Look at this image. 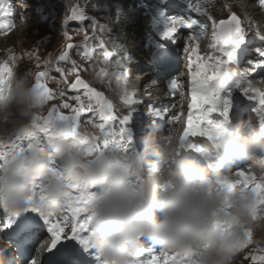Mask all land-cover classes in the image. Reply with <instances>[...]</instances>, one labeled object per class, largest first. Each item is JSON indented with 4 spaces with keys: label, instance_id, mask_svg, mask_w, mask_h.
Masks as SVG:
<instances>
[{
    "label": "clouds",
    "instance_id": "obj_1",
    "mask_svg": "<svg viewBox=\"0 0 264 264\" xmlns=\"http://www.w3.org/2000/svg\"><path fill=\"white\" fill-rule=\"evenodd\" d=\"M109 90L124 98L127 87ZM43 90L30 72L17 73L0 91V210L32 205L59 211L74 190L92 193L88 237L94 253L109 264H136L142 241L161 250L189 253V264H234L245 244L244 229L261 227L255 191H244L221 166L243 162L264 183V128L250 119L228 124L200 152L186 151L175 135H143L136 147L97 149L88 124L55 121L38 136L34 124L45 109ZM32 136L20 151L19 138ZM230 180V184L225 181ZM264 246V236L255 240Z\"/></svg>",
    "mask_w": 264,
    "mask_h": 264
},
{
    "label": "snow or ice",
    "instance_id": "obj_2",
    "mask_svg": "<svg viewBox=\"0 0 264 264\" xmlns=\"http://www.w3.org/2000/svg\"><path fill=\"white\" fill-rule=\"evenodd\" d=\"M158 18H160L159 11ZM156 14V13H153ZM202 15L207 16V19L211 20L212 17L207 15V13H202ZM71 20H79L83 21L86 19V16L83 12L78 13L75 8L72 10V15L70 16ZM164 23L158 26V31L161 39L170 42L171 44L177 43L176 34L178 28H188L191 29L194 24L197 22H189L187 24H181L175 19H170L168 17H163ZM93 26H96V22L92 21ZM5 25L0 24V28H4ZM207 25L201 21L199 23V28L201 29V35L203 34V30L206 29ZM213 34L212 39L213 43L210 47L215 51L220 53V55L209 56L207 60L197 64V72L194 76H190L191 80V98L192 103L188 105L189 115L187 120V127L184 128L183 134L180 136L181 146L186 151H195L200 152L205 145H201L199 143H192L187 138L191 137H202L206 139L207 144H211L214 140L218 139L219 136L226 130V126L229 124V111L230 107L234 100V91L239 90L242 91L243 96L246 97L249 101L258 100L260 113L259 123L264 125V91H261L258 88H255L247 79V72L250 70L249 68H245L243 72L241 71H233L231 65L236 64L239 65L243 60L244 56L247 54L246 47H242L245 45L246 37L245 31L241 28L240 21L237 19L236 15L233 14L231 18L227 21L221 22L219 25L213 23ZM198 36H187L188 41L194 42L197 40ZM92 39H96L93 37ZM264 39V37H261ZM87 44V41H85ZM100 48H104V41L101 40L99 44ZM71 44L68 45V48H72ZM77 48L80 46L77 45ZM184 51H188V48L185 47ZM193 52L196 51L195 48L192 49ZM256 52L259 57L264 58V48L256 49ZM170 50L164 44H157L156 49L151 53L153 60H164L170 56ZM103 55L105 58L108 57L109 53L104 52ZM224 57V59H221ZM14 57H9V60H14ZM38 59V57H37ZM58 61H65L68 63H72L69 60L68 51L65 50L63 54H61L58 58ZM248 65L253 66L251 70H255L256 66L264 68V59H262L258 65H254L252 60L247 61ZM189 64L191 65V59L189 60ZM39 66V65H37ZM52 66L51 61L46 62L45 71H41L35 74L34 80L37 87L43 90V94L45 96L46 101L52 98V91L46 86L43 82L45 78L48 77V70ZM115 67L123 68V64L121 63V59L115 60ZM78 69V66L75 63H72V67L68 69V71H75ZM54 70L58 73H63L65 71L64 67L56 63L54 66ZM14 69L12 66H9L7 63H0V91L3 90V86L5 83L13 76ZM117 82L121 80V74L116 76ZM103 83V79H101ZM126 82V78H125ZM111 83V81H109ZM176 81L172 80L169 84V88H175ZM83 89V95L87 97V102L85 103L81 95L77 93L71 98L74 99L80 107L74 109V115H62L59 110L55 107L48 111L46 117L38 116L36 118V122L34 127L36 129L38 136H46L50 134L53 122L55 121H64L67 125L76 127L81 125L80 118L81 113L85 110L92 114L93 116L98 115L100 122H97L95 119H87L85 118V124L91 125L93 129H99V134L97 136V143L94 145L97 149H104L109 146L120 147L124 146L126 149H132V139L131 132L129 130L128 124L130 122L129 115L124 116L120 120V124L122 127L119 128V131H113L112 124L108 123L115 119L112 116L113 106L109 103L104 96L90 88L88 84L84 83L82 80L77 79L75 83L71 84V89ZM253 93V95H249V93ZM63 95V92H61ZM133 93L127 92L124 96L123 100L125 104L135 103L132 99ZM63 108H69L68 104L61 105ZM193 109H196L195 114H193ZM253 111H257L253 108ZM213 114H218V120L212 122L209 117H212ZM153 115L155 117L163 118L161 116L160 110H155ZM33 139L32 136H27L23 138H19L15 146L23 151L24 147L20 146L21 141H27V146H31L30 142ZM206 144V145H207ZM6 151V146L0 145V158L3 157ZM235 176L239 179H236L237 186L244 191H255L258 195L260 212L264 213V183H261L259 180L255 178V175L249 171V174L246 176L243 171L235 172ZM226 184H230L231 181H225ZM251 185V187H250ZM92 193H83L78 190H74L73 194L66 200L64 206L56 212H43L42 210L34 207L32 205V201L35 198L34 196L29 197L27 200V207L23 210L8 213L6 210L4 212V220H3V228L9 229L12 228L14 224H16V228L13 232V235H19L20 233L26 232L32 226L33 220L29 217H22L23 213L35 212L39 214V218L43 221L44 226H47V231L52 235V248H56V245L59 241V235L55 228H58L59 225L52 224L51 219L56 216H61V218L67 222L71 220L72 222V231L73 233H77V223H79V231L86 232L87 235L84 237H79L78 235H73L69 239L75 240L76 243L82 248L84 253L92 250L91 245L89 243L88 237V229L92 219L90 214V209L88 207L89 201L91 199ZM82 214H84L82 216ZM82 216V218H81ZM16 218H21L20 222L17 223ZM3 229H0L2 231ZM246 240V235L243 233ZM250 235V234H249ZM245 242V243H246ZM25 243H31V236L27 237ZM255 244V241L249 245ZM51 252V248L49 249ZM255 251L264 252V247H257ZM146 253L145 249H141L138 257L143 256ZM169 253H174L175 256L172 259V264H189V253L180 252H168L161 250L159 255L161 257H167ZM82 253L75 246L72 245H61L59 249H57L56 253L53 254V258L51 264H80L79 257ZM251 255V253H249ZM148 255L151 257L150 260L146 262H142L137 258L136 264H159V259L156 255L151 252H148ZM183 258V259H180ZM94 259L96 264H109L108 261L102 259L98 254L95 253ZM251 259L253 261L257 260V256L251 255ZM261 260V264H264V256L259 258Z\"/></svg>",
    "mask_w": 264,
    "mask_h": 264
},
{
    "label": "rangeland",
    "instance_id": "obj_3",
    "mask_svg": "<svg viewBox=\"0 0 264 264\" xmlns=\"http://www.w3.org/2000/svg\"><path fill=\"white\" fill-rule=\"evenodd\" d=\"M48 1H49L48 2L49 5H46V7H45L44 15H45L46 19L44 18L43 25H41V26L36 25L38 20L33 17L32 23H30V24L26 23L24 25V27L28 26L27 30H24L23 27H20L16 30L14 29V32L8 34V36H5L6 38L2 37V39H0V54H1V52H4L2 55H0V63H2V61H3V63L9 64V66H12L14 71L17 73L30 72L34 78L36 73L41 72V71H45L46 70L45 69L46 62L51 61L52 66L49 69H47L48 70V77L45 78L43 82L52 91V98L47 101L45 109L42 111V113L40 115L43 117H46L48 114V111L50 109H52L53 107L57 108L59 110L60 114H62V115H74L75 112L73 110L79 108L80 105L71 97L76 95L77 93H79L81 95L82 100L85 103L87 102V97H85L83 95V91H84L83 89H81L79 91H75V90L71 89V84L75 83V81L77 79H80L84 83L88 84V86L90 88L94 89L97 92H100L104 96V98L109 103L112 104L113 109H112L111 114H112V116L115 117V119L112 121H109L108 123H110V122H111V124L113 123V126H112V128L114 129L113 131L118 132L119 127H122V125L120 124V120L124 116H126V113L128 112V110L126 109V107H123L122 105L118 104L120 102L119 98H110V94H112V93L109 90V87L107 85V76L114 73V70L111 71L112 63H111V59H109V58H111V55H112L114 49L110 46V44L112 42H115V43L117 42L116 44H118L119 43L118 41L120 39L118 28H117V25L119 27H120V25L119 24L115 25L114 22H113L114 27L110 26V29L112 30V31L111 30L110 31L112 33H114L113 39L108 37V36H104V34H102L103 31H105V27L107 26V19H106L107 17L105 16V14H102V13H103V10L108 8V0H106V2H105V0H88V1L87 0H48ZM82 1H84V2H82ZM183 2H185V0H167L166 6L171 7L172 9H177L179 14H181V15H186L189 18L191 17L190 18L191 21H196V20L201 21V20L205 19V20H207V22H209L208 23L209 26H210V24H212V26H213V23L218 25L219 22L227 20L231 17V15L235 14L236 17L239 18L238 20L240 21L241 28L244 29V31H245L246 42H245V45L242 47H246L248 50H250L252 45H255V47H254L255 49L251 48L252 52L256 51V49H258L259 47L264 48V42H263L264 40L261 39V36L259 39V36H257V34L255 32L256 29L253 30L254 29L253 27L249 28V26H247L248 24H246L244 22V20H246V16L243 13V11H241V10L237 11L236 10V12H235V10H233L232 7L230 6L231 3L229 1H227V0H211L210 2L208 1L209 2L208 4L203 3V5L200 6L199 9L197 10V12H201L199 14V16H197V17L194 15H192V16L190 15L192 12L190 8H192V6H188L187 8H185L183 6L184 5ZM227 2H228V4H227ZM177 4H180V7L177 6ZM186 4L188 5L187 1H186ZM253 5H255V7L259 8L258 4L254 3ZM213 6L215 7V9H216L215 12L218 14V16L215 20H213L211 22V21H209V19H207V16L202 15V13H206V11H209V10L211 12L214 11V9L212 8ZM73 8H75L78 13L83 12L84 15L86 16V19H84L83 21L71 20L70 16L72 15ZM88 8H90V9H88ZM263 8H264V2H263V5L260 4V10L261 11ZM160 15H161L162 19H163V17H166L164 12H161ZM207 15H208V13H207ZM27 17H29V18L31 17L30 13H28ZM162 19H161V22H162ZM92 21L96 22L95 27L93 26ZM177 21L179 22V20H177ZM152 23H154V22H152ZM260 26H261L260 29L264 30V25L260 24ZM194 29H196V28H194ZM156 30L157 31H155V32L158 34H156L155 38H157V39L154 40V43L162 44L163 39H161V37L159 35V31L157 28H156ZM130 31L131 30H128V32H130ZM128 32H126V35H129ZM117 36L119 39H117ZM148 36H149V39H151L150 34H148ZM93 37H96V39H92ZM250 37L251 38L253 37V38L251 40L247 41ZM128 39H131V38H129V36H128ZM101 40L104 41V48L103 49H101L99 46ZM85 41H87V44H85ZM206 41H207V39H205V41L202 43V45L204 47H207V46H205ZM148 43H150V42H148ZM209 43L210 44L208 46L209 49H207L208 50L207 54L205 56L203 55L204 57L202 56V58H204V59L206 58V60L209 56L220 55V53L215 52L210 47V45L213 43V39L210 40ZM250 43H254V44L251 45ZM69 44H71L73 47L68 48ZM77 45H79L80 47L77 48L76 47ZM130 45L132 46L133 44L131 43ZM184 45L182 44V50H184L183 47L185 48L187 45V43H185V41H184ZM144 46H145V44H144ZM150 46H151V43L148 44L147 49H149ZM152 46H154V45H152ZM168 49L170 50V53H172L171 48L169 47ZM65 50L68 51L69 60L78 66L77 70L68 71V69H70L72 67V63H68L65 61H58L59 56L61 54H63V52ZM138 50H140V48L136 49V52ZM105 51L109 53L107 58H105V56L103 55V53ZM128 51H130V54H131V52L133 53V51H131V49H128ZM180 51H181V49H180ZM6 52H9V54H8L9 56L8 55L6 56ZM134 53H135V50H134ZM247 55H249V56L253 55L254 56V53H251V51H249V53ZM9 57H14L15 59L9 60ZM37 57H38V59H37ZM5 58H6V60H4ZM132 58H133V56H132ZM221 59H224V57H221ZM202 61H204V60L201 59V62ZM57 62H59V64L64 67L65 71L63 73H58L54 70V66L56 65ZM121 63H123L122 59H121ZM139 63L135 62V65H139ZM132 64L133 63H131V65ZM37 65H39V66H37ZM183 65H185V64H183ZM104 67H106V68L103 69ZM118 69L120 70V68H118ZM118 69H117V71L119 72ZM134 70H135V68H134ZM233 71H239V70L233 69ZM134 74H136V72ZM262 76L264 77V72H263ZM132 77H133V75H131V73H130L129 79H132ZM101 79H103V81H104L103 83L100 82ZM137 80H138V78H137ZM141 80L142 79L140 78L139 81L141 82ZM141 86H143V83L141 84ZM262 86L264 87V83ZM162 88H163L162 91L163 90L165 91L166 87L163 86ZM61 92H63V95H61ZM237 92L240 93L241 91L237 90ZM237 92L234 91V93H237ZM242 99L238 98L236 101H234L232 103V105L234 104L233 106L235 107V105L237 103H239V105H240L241 102L243 101L244 106L246 108H249V106L247 105L249 103L248 99L247 100L246 99L242 100ZM63 104H68L69 108L61 107V105H63ZM114 105H115V107H114ZM232 105H231L229 114H232V109L234 108ZM250 106H252V105H250ZM239 112H242L241 109H240V111L238 110V114H240ZM118 116H119V119H118ZM85 118L95 119L97 122H100L98 115L93 116L92 114L88 113L86 110L81 113V118H80L81 124H85ZM131 123L133 124L134 122H131ZM89 127L92 128L91 125H89ZM128 127H129V130H131L132 127L131 126H128ZM133 128H134V126H133ZM93 130L97 134H99V129H93ZM178 133L179 134H176L177 139H179L180 136L183 134L182 132H178ZM154 134H157V133H154ZM190 137L191 136H189L187 139L194 144H196V143L200 144L201 143V145H203V143H208L202 137H191L192 139ZM131 139L133 141L132 135H131ZM20 146L26 147L27 141L26 140L21 141ZM83 215L84 214H82V216ZM82 216H81V218H82ZM58 218H60V217H58ZM64 224H65L64 225L65 226L64 227V233L62 235L59 233L58 235H59V239L61 236L64 235V237H65L64 241L67 242V240H69V238L76 233H74V234L72 233L73 232L72 231L73 225H72L71 220L65 222ZM76 227H77V230L79 231V226L76 225ZM244 233L246 235L247 242L244 244V246H242L241 252H238V258H236V257L234 258V264H261V260L259 258L261 256H264V252L255 251V249L257 247H264V246H257L256 244H252V245H249L247 247L248 244L253 243L254 239L257 240V238L255 237V235H251V234L249 235V233H247L246 231ZM65 235H67V236L69 235L70 237L68 238ZM60 242H62V241L59 240L58 243H60ZM249 253H251V255L257 256V260L253 261L251 259V255Z\"/></svg>",
    "mask_w": 264,
    "mask_h": 264
},
{
    "label": "bare ground",
    "instance_id": "obj_4",
    "mask_svg": "<svg viewBox=\"0 0 264 264\" xmlns=\"http://www.w3.org/2000/svg\"><path fill=\"white\" fill-rule=\"evenodd\" d=\"M88 1V0H87ZM187 1V3H188V5L187 6H192V8H190L191 10L192 9H195V10H197L198 9V5L199 4H203V3H209L211 0H186ZM209 1V2H208ZM227 1H229L230 3H231V7H232V9L233 10H235V12H236V10L238 11H243V13L245 14V16H246V20H244V22L246 23V24H248L247 26H249V28H254L253 30H255V32L257 33V34H259V33H261V35L264 33V30H261V29H259V27H261L260 26V24L258 23L259 21H261L262 22V24L264 25V12L263 11H261L260 10V4L261 5H263V2H264V0H227ZM82 2H84V1H82ZM86 2V1H85ZM95 2V1H94ZM105 2H106V0H105ZM91 3V2H90ZM99 3V2H98ZM258 4V6H259V8H257V7H255V5H253V4ZM84 4V3H83ZM87 4V3H86ZM106 4V3H105ZM104 4V5H105ZM195 4V5H194ZM227 4H228V2H227ZM98 5V4H97ZM103 5V4H102ZM212 5V4H211ZM91 6V5H90ZM96 6V5H95ZM218 6V5H217ZM98 8V7H97ZM103 8V7H102ZM213 9H214V11H206V13H208V15L209 16H211L212 17V19L211 20H209V21H213V20H215L216 18H217V16H218V14L215 12V7L213 6L212 7ZM88 9H90V8H88ZM93 9V8H92ZM92 11V10H91ZM196 12V11H195ZM28 13V12H27ZM17 14V13H16ZM91 14V13H90ZM102 14H104V13H102ZM15 18L17 17L16 15L14 16ZM33 17H30V21L29 22H26V23H28V24H30V23H32L33 22ZM153 19V21L152 22H154L155 21V18H152ZM239 19V18H238ZM139 21L141 22V20L139 19ZM201 21H203L206 25H207V27H206V29H204L203 30V34L201 35V29L199 28V30L197 31V30H194L193 31V33L191 34V35H183V34H181L180 35V37H179V41L177 42V44H176V46H175V48H176V50H177V52H178V56H180V61H181V63H180V65L181 64H185L186 65V69H187V73H188V75H195V73L197 72V69H196V65H197V63H199L200 61H201V59H202V56L204 55H206L207 54V52H208V50L207 49H209V47L207 46V47H204L203 45H202V43L205 41V39H207V40H212V34H213V27H212V24H210V26L208 25V23L209 22H207V20H205V19H203V20H201ZM200 20H198L197 21V23L196 24H194L193 26H192V28H195V26L196 27H199V23L201 22ZM125 22V21H124ZM123 22V23H124ZM140 22H138V23H140ZM189 22H191V21H188V22H186V21H183V23L184 24H186V23H189ZM210 22V23H211ZM25 23V24H26ZM128 23V21H126L125 22V24H127ZM113 24V23H112ZM136 24H137V22H136ZM151 24H153V23H151ZM123 25V24H122ZM110 24H109V28H107V29H105V31H103V33L102 34H104V36H108V37H110V38H112L113 39V37H114V33H112L111 31V29H110ZM132 26V25H131ZM125 27V34H126V32H128V30H131V31H134V30H136V29H134L133 27ZM23 27V29L24 30H27L28 28V26L26 27H24V26H22ZM137 27H138V29H140L141 28V24H138L137 25ZM263 27V26H262ZM39 28V27H38ZM146 28V29H145ZM144 28V30L146 31V33H147V35L148 34H150V37H151V39H153V41H154V39H157V38H155L156 37V34H158V33H156L155 31H157L156 30V27H154V26H152L151 25V27H145ZM99 29V28H98ZM103 29V28H102ZM117 29V28H116ZM23 30V31H24ZM97 30V29H96ZM111 30V31H110ZM99 31V30H98ZM101 31V30H100ZM117 31V30H116ZM263 31V32H262ZM96 33V32H95ZM136 33V32H135ZM193 35H195V36H198L199 38L197 39V40H195L194 42H192V41H188L187 40V36H193ZM129 36V38H131L130 37V35H128ZM6 38V37H5ZM102 38V37H101ZM0 39H2V38H0ZM4 39V38H3ZM105 39V38H104ZM117 39H119L118 38V36H117ZM114 41V40H113ZM116 41V40H115ZM184 41H185V43H187V45H186V47L188 48V51L186 52V51H184V50H182V44L184 45ZM111 42V41H110ZM119 42V41H118ZM212 42V41H211ZM264 42V41H263ZM117 43V42H116ZM115 42H112L111 44H110V46L114 49L113 50V53H112V57L111 58H109V59H111V63H112V65H111V71H113L114 70V73L113 74H110L109 76H108V78H107V85H109V81H111V85H112V87H115L116 86V84L117 83H119L120 85H122L123 86V84L121 83L122 82V77H121V80L119 81V82H117V80H116V76L118 75V74H121V72L119 71H117V67H115V60L116 59H124V56L126 55V54H128L127 52H121L120 50L122 49L121 48V43H122V41H120L118 44H116ZM120 44V45H119ZM129 44H131L130 42H129ZM144 44H145V48H147L148 47V44H150V43H147V46H146V43L144 42ZM155 44V43H154ZM162 44H164V45H166V47L168 46V45H170V46H173V45H171L170 44V42H168V41H163L162 40ZM254 44V43H253ZM155 46V45H154ZM154 46H150L149 47V49H153L154 48ZM181 46V51L179 50V47ZM185 46V45H184ZM141 46H139L137 49H139ZM255 47V45H253L251 48L252 49H255L254 48ZM90 48V47H89ZM133 48V47H132ZM131 48V51H133V49ZM193 48H195L196 49V51L195 52H193L192 51V49ZM88 49V48H87ZM183 49H184V47H183ZM112 50V49H111ZM139 51V50H138ZM183 51V52H182ZM135 52H136V50H135ZM4 52H1V54L0 55H2ZM126 53V54H125ZM132 53V52H131ZM253 53H254V56L252 55V56H249V55H246V57L241 61V63H240V65L239 66H241L242 64H245V68H252L253 66H250V65H248V63H247V60H248V57L250 58V60H252L253 62H254V65H258V63L262 60V59H264V58H261V57H259L258 56V54H257V52L256 51H253ZM9 54V52H6V56ZM129 54H130V51H129ZM210 54V53H209ZM9 56V55H8ZM203 56V57H204ZM191 59V65L189 64V60ZM204 59V58H203ZM206 60V58L204 59V61ZM133 64V67H134V65H135V61L134 62H132ZM137 63V62H136ZM123 64V63H122ZM68 66V65H67ZM132 67V69H134ZM106 68V67H105ZM245 68H243L244 70H245ZM119 70V69H118ZM235 70V69H234ZM243 70V71H244ZM240 71V70H239ZM243 71H241V72H243ZM127 72H128V69H127ZM263 72H264V68H261V67H259V66H256L255 67V70L253 71V70H249L248 72H247V79H248V81L255 87V88H258V89H260L261 91H264V87L262 86L263 85V81H264V77L262 76V74H263ZM177 71H172V72H170L169 74V76H163V77H160L159 78V81H158V83H157V86H156V90L155 91H160V94L159 95H157V99H158V101L159 102H161V97L162 96H165L166 95V89L169 87V84L171 83V81L172 80H175L176 81V86H177V80L175 79V76L177 75ZM130 74V73H129ZM263 77V78H262ZM140 78H138V80H139ZM178 80H182V79H178ZM142 81V80H141ZM101 82V81H100ZM187 82H188V86L189 87H191V82H190V80L189 79H187ZM143 85H144V82H143ZM166 87L165 88V91L163 90L162 91V87ZM142 87V86H141ZM189 87H188V89H189ZM104 91V90H103ZM236 92H237V90H236ZM112 93V92H111ZM233 95H234V100H233V102L234 101H236L238 98H243V99H246L247 100V98L246 97H244L243 96V93H242V91L240 92V93H233ZM249 95H253V93H249ZM153 96V95H152ZM155 98H156V96H154ZM110 98H119L120 99V102L118 103V104H120V105H122L123 107H126V109L128 108V104L126 105L125 103H124V100H123V98H120V97H117V96H115L113 93L112 94H110ZM109 99V98H108ZM118 99V100H119ZM242 99V100H243ZM176 99H173V101H175ZM148 101H150V98L148 99ZM249 101V100H248ZM163 103H164V101H162ZM238 102V101H237ZM59 103V102H58ZM113 103V102H112ZM115 103V102H114ZM117 103V102H116ZM242 103V102H241ZM234 105V104H233ZM232 105V106H233ZM248 106H249V108H246L245 106H244V104H242V105H239V103H237L236 105H235V107L232 109V114H229V117H239L242 113H243V117H242V121H244V119H246L250 114H252V113H256L258 116H260V113H259V108L261 107L260 105H259V103H258V100H252V101H249V103L247 104ZM250 105H252V106H250ZM114 107H115V105H114ZM118 107V106H117ZM239 107V108H238ZM188 107H187V105H186V107L184 108V109H187ZM231 108V107H230ZM253 108H255L257 111H253ZM117 109V108H116ZM240 109H241V111L242 112H239L240 114H238V110L240 111ZM128 110V109H127ZM126 110V111H127ZM244 111V112H243ZM123 112V111H122ZM129 113H131L132 115H133V113L130 111V110H128V112L126 113V115H129ZM229 113H230V111H229ZM132 115L130 116V122H129V124H128V126H131L132 128H133V126H135L134 125V123L132 124L131 122H134V120H133V118H132ZM117 117V116H116ZM118 119H119V116H118ZM176 120H177V117L175 118ZM179 119V118H178ZM253 123H256V120L255 119H250ZM178 121V120H177ZM187 122V121H186ZM111 123V122H110ZM117 123V122H116ZM231 123H232V120H231ZM112 126H113V123H112ZM117 127V126H116ZM118 128V127H117ZM120 128V127H119ZM114 130V129H113ZM179 134V133H178ZM155 136H156V134H155ZM191 138V137H190ZM192 139V138H191ZM199 139V138H198ZM205 142V141H204ZM201 144V143H200ZM243 165H244V163H242ZM243 165H241L240 167H239V170H241L242 169V167H243ZM231 173V174H230ZM227 175H231L230 176V178L231 179H236V176H235V174H232V172H228V173H226ZM248 175V173L246 174V176ZM250 187H251V185H250ZM2 211V210H1ZM3 212V211H2ZM4 214V213H3ZM58 217H60V218H58ZM35 219L37 220L36 221V224H40V225H42V227H45V231H43V229L41 230L42 232L41 233H38L37 234V237H36V239L34 238V233H31L30 235H31V243H29L30 245H29V248L31 247V245L33 244V242L36 240V242L38 241V240H40L39 241V243H38V245H39V249H38V247L36 248V252H35V256H34V260L32 261V260H28L25 264H32V263H34L35 261L38 263V264H51V261H52V258H53V254L54 253H56V251H57V249H59L60 247H61V245H63V241H62V239L60 240V241H62V242H60V243H58L57 245H56V248H52L51 247V244H52V236L49 234V232L47 231V226H44V224H43V221L39 218V217H35ZM3 220H4V217H0V229H3L2 231H0V246L1 245H5V246H7V248L8 249H11V247H13L14 245H15V243H14V241L10 238V236L12 235V231H13V229L12 228H9V229H4L3 228ZM17 220H18V218H17ZM51 223L52 224H57V225H59V229L58 228H55L54 229V231H56V232H58L57 230H62V233H61V235L63 234V231H64V228H60V226L63 224L64 225V223H65V221L63 220V219H61V216H56L55 218H52L51 219ZM35 223H33L32 224V226L30 227V229H31V231L32 232H35V231H38V229H39V227L36 225ZM260 224H261V227H259V228H257V231H256V229H254L252 232H254V233H256V235H255V237L258 239V238H260L261 236H264V222H260ZM71 226V225H70ZM69 226V227H70ZM29 229V230H30ZM69 229V228H68ZM248 230V229H247ZM71 231V230H70ZM69 231V232H70ZM73 233V232H72ZM58 234H59V232H58ZM40 235H41V237H40ZM87 235V233H85V234H80V235H78V238L79 237H84V236H86ZM64 236V235H63ZM249 236V235H248ZM38 237H40V238H38ZM68 237V236H67ZM251 237V236H250ZM254 241H255V239H254ZM251 244V243H250ZM150 246H152V248L151 249H155V251L154 252H151V253H153L154 255H156L157 257H158V259H159V264H172V259H173V257L175 256V254L174 253H169L168 254V256L167 257H161L160 255H159V253H160V251H161V249H160V247L158 246V245H155V244H153L152 242L150 243ZM244 246V245H243ZM51 248V252L49 251V249ZM4 251V250H3ZM79 251L82 253L81 255H80V257H79V260H80V264H96V261H95V259H94V255H95V253L93 252V250H90L89 252H87V253H84L83 252V250H82V248H79ZM24 252H26V251H24ZM138 259L139 260H142V257L140 256V257H138ZM180 259H183V258H180ZM35 262V264H37ZM146 262V261H145Z\"/></svg>",
    "mask_w": 264,
    "mask_h": 264
},
{
    "label": "water",
    "instance_id": "obj_5",
    "mask_svg": "<svg viewBox=\"0 0 264 264\" xmlns=\"http://www.w3.org/2000/svg\"><path fill=\"white\" fill-rule=\"evenodd\" d=\"M80 88H78V90H79Z\"/></svg>",
    "mask_w": 264,
    "mask_h": 264
}]
</instances>
